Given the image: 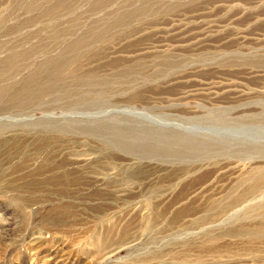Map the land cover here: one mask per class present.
Returning a JSON list of instances; mask_svg holds the SVG:
<instances>
[{
	"label": "rangeland",
	"instance_id": "obj_1",
	"mask_svg": "<svg viewBox=\"0 0 264 264\" xmlns=\"http://www.w3.org/2000/svg\"><path fill=\"white\" fill-rule=\"evenodd\" d=\"M0 264H264V0H0Z\"/></svg>",
	"mask_w": 264,
	"mask_h": 264
},
{
	"label": "bare ground",
	"instance_id": "obj_2",
	"mask_svg": "<svg viewBox=\"0 0 264 264\" xmlns=\"http://www.w3.org/2000/svg\"><path fill=\"white\" fill-rule=\"evenodd\" d=\"M40 84L44 87V84H42V83H40ZM42 86H41V87H42ZM86 160H87V159H86ZM84 161H85V160H84Z\"/></svg>",
	"mask_w": 264,
	"mask_h": 264
}]
</instances>
